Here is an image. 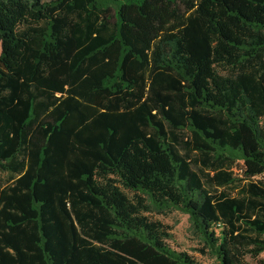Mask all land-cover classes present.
Masks as SVG:
<instances>
[{
    "label": "trees",
    "instance_id": "1",
    "mask_svg": "<svg viewBox=\"0 0 264 264\" xmlns=\"http://www.w3.org/2000/svg\"><path fill=\"white\" fill-rule=\"evenodd\" d=\"M0 45V264H202L172 209L264 264V0H0Z\"/></svg>",
    "mask_w": 264,
    "mask_h": 264
},
{
    "label": "rangeland",
    "instance_id": "2",
    "mask_svg": "<svg viewBox=\"0 0 264 264\" xmlns=\"http://www.w3.org/2000/svg\"><path fill=\"white\" fill-rule=\"evenodd\" d=\"M0 45V53H1ZM194 169L197 168L194 166ZM260 178H264L261 176ZM126 193L130 194L129 191ZM152 218L161 221L163 224L172 228L170 230L172 234L171 240H169V245L176 251H185L193 255L202 264H218L211 255L203 254L200 252L202 244L199 237L195 234L193 227L189 221V216L182 213L179 210H166L161 213L155 212L152 214ZM264 259V254L260 256ZM251 264H256L255 262H250Z\"/></svg>",
    "mask_w": 264,
    "mask_h": 264
}]
</instances>
